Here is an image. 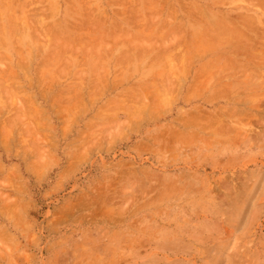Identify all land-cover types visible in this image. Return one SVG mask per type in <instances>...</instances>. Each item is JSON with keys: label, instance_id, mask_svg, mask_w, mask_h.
I'll list each match as a JSON object with an SVG mask.
<instances>
[{"label": "rangeland", "instance_id": "374dc122", "mask_svg": "<svg viewBox=\"0 0 264 264\" xmlns=\"http://www.w3.org/2000/svg\"><path fill=\"white\" fill-rule=\"evenodd\" d=\"M263 4L0 0V264H264Z\"/></svg>", "mask_w": 264, "mask_h": 264}, {"label": "bare ground", "instance_id": "6f19581e", "mask_svg": "<svg viewBox=\"0 0 264 264\" xmlns=\"http://www.w3.org/2000/svg\"><path fill=\"white\" fill-rule=\"evenodd\" d=\"M2 1H3V0H2ZM81 1H82V0H81ZM147 1H148V0H147ZM28 2H29V1H28ZM40 3H41V2H40ZM79 3H80V2H79ZM147 3H149V2H147ZM3 4H4V3H3ZM25 4H26V3H25ZM29 4H30V3H29ZM82 4H83V3H82ZM26 5H27V4H26ZM263 5H264V4H263ZM28 7H29V6H28ZM182 8H183V7H182ZM41 9H42V8H41ZM184 9H185V8H184ZM43 10H44V8H43ZM180 10H181V9H180ZM182 11H183V9H182ZM200 11H201V10H200ZM187 12H188V11H187ZM203 12H204V11H203ZM203 12H202V13H203ZM184 13H185V11H184ZM204 13H205V12H204ZM36 14H37V13H36ZM199 14H200V13H199ZM31 15H32V14H31ZM239 15H240V14H239ZM132 16H133V15H132ZM167 16H168V15H167ZM176 16H178V15H176ZM191 16H192V14H191ZM191 16L189 15V17H191ZM247 16L249 17V15H247ZM247 16H246V17H247ZM13 17H14V16H13ZM168 17H169V16H168ZM168 17H167V18H168ZM192 17H193V16H192ZM200 17H201V16H200ZM200 17H198V18H200ZM203 17H204V16H203ZM203 17H201V18H203ZM216 17H217V15H216ZM233 17H234V16H233ZM242 17H243V16H242ZM242 17H241V18H242ZM244 17H245V15H244ZM246 17H245V18H246ZM250 17H251V16H250ZM27 18H28V17H27ZM140 18H141V17H140ZM198 18H197V19H198ZM201 18H200V19H201ZM210 18H211V17H210ZM245 18H244V19H245ZM7 19H8V21H9L10 18H7ZM13 19H14V18H13ZM13 19H12V21H13ZM33 19H34V18H33ZM43 19H44V18H43ZM130 19H131V18H130ZM153 19H154V18H153ZM14 20H15V19H14ZM27 20H28V19H27ZM35 20H36V19H35ZM35 20H34V22H36ZM148 20H149V19H148ZM189 20H190V19H189ZM193 20H194V19H193ZM212 20H213V19H212ZM221 20H222V19H221ZM227 20H228V19H226V21H227ZM240 20H241V19H240ZM250 20H251V19H250ZM135 21H136V20H135ZM151 21H152V20H151ZM199 21H200V20H199ZM203 21H205V20L203 19ZM208 21H209V20H208ZM229 21H231V20H228V23H233V21H232V22H229ZM245 21H247V20H245ZM248 21H249V20H248ZM10 22H11V20H10ZM10 22H9V23H10ZM29 22H31V21L29 20ZM137 22H138V21H137ZM195 22H196V21H195ZM212 22H213V21H212ZM215 22H216V21H215ZM224 22H225V21H224ZM238 22H239V21H238ZM249 22H250V21H249ZM15 23H16V22H15ZM32 23H33V22H32ZM150 23H151V22H150ZM150 23H149V24H150ZM161 23H162V22H161ZM168 23H169V22H168ZM209 23H210V22H209ZM228 23H227V24L224 23V25H226L225 27L227 28V30H225L226 28H224L225 31H224V30H223L224 32L221 31V32H223V33L226 32V33H225V37L230 36V34L232 33L231 31H229V28H230L231 26H230ZM12 24H13V22L11 23V25H12ZM29 24H30V23H28V26H29ZM151 24H153V23H151ZM154 24H155V23H154ZM175 24H176V23H175ZM199 24H200V23H199ZM210 24H211V23H210ZM221 24H222V23H221ZM249 24H250V23H249ZM253 24H254V23H253ZM13 25H14V24H13ZM147 25H148V24H147ZM196 25H197V24H196ZM203 25L208 26L207 22H205V24L203 23ZM203 25H202V26H203ZM212 25H213V24H212ZM227 25H228V26H227ZM232 25H233V24H232ZM242 25H243V24H242ZM246 25H248V24H246ZM9 26H10V25H9ZM9 26H8V27H9ZM31 26H32V25H31ZM114 26H115V25H114ZM145 26H146V25H145ZM148 26H149V25H148ZM202 26H201V27H202ZM218 26H219V24H218ZM233 26H238V25L235 24V25H233ZM233 26H232V27H233ZM255 26H256V25H255ZM10 27H12V26H10ZM14 27H15V26H14ZM162 27H163V26H162ZM203 27H204V26H203ZM215 27H216V25H215ZM221 27H223V24L221 25ZM12 28H13V27H12ZM23 28H24V26H23ZM36 28H37V27H36ZM38 28H39V27H38ZM38 28H37V29H38ZM199 28H200V27H199ZM206 28H207V27H206ZM210 28H211V27H210V25H209V29H210ZM218 28H220V27H218ZM218 28H216V29H213V28H212V31H213V30H216V31H217ZM233 28H234V27H233ZM233 28H232V29H233ZM9 29H10V28H9ZM34 29H35V28H34ZM39 29H40V28H39ZM45 29H46V28H45ZM200 29H201V28H200ZM209 29H207L206 32L209 34L208 37L210 38V37H211L210 35H211L212 31H210L211 29H210V30H209ZM222 29H223V28H222ZM232 29L230 28V30H232ZM18 30H20V27H19ZM48 30H49V28H48ZM53 30H54V28H53ZM179 30H180V29H179ZM237 30H238V29H237ZM250 30H251V29H250ZM250 30H249V31H250ZM258 30H259V29H258ZM35 31H36V30H35ZM39 31H40V30H39ZM39 31H38V32H39ZM46 31H47V30H46ZM54 31H55V30H54ZM54 31H52V32H54ZM232 31H233V30H232ZM235 31H236V28H235ZM235 31H234V32H235ZM238 31H239V30H238ZM238 31H237V32H238ZM247 31H248V30H247ZM38 32H36V33H38ZM44 32H45V31H44ZM48 32H49V31H48ZM206 32L203 31L202 33H206ZM219 32H220V31H218L217 34H213V36H215V37L217 38V35H218V38H217V39H221V40H222L221 37H222L223 35H222L221 33H219ZM227 32H229V33L231 32V33H230V34L228 33V34H229V35H228ZM234 32L232 33V35L235 34ZM237 32H236V33H237ZM256 32H257V30H256ZM11 33H12V31H11ZM33 33H34V32H33ZM45 33H46V32H45ZM49 33H50V32H49ZM54 33H55V32H54ZM110 33H111V32H110ZM195 33H196V32H195ZM200 33H201V32H200ZM207 33H206V34H207ZM47 34H48V33H47ZM51 34H52V33H51ZM102 34H103V33H102ZM112 34H113V33H112ZM175 34H176V33H175ZM180 34H181V33H180ZM219 34L221 35V37H219ZM238 34H239V33H238ZM256 34H257V33H256ZM2 35H3V34H2ZM55 35H56V34H55ZM196 35L198 36L199 34H196ZM239 35L242 36V35H241V32H240ZM258 35H259V34H258ZM102 36H103V35H102ZM204 36H205V34H204ZM206 36H207V35H206ZM213 36H212L211 38L214 40L215 37L213 38ZM240 36H238V37H240ZM245 36H246V35H244V37H245ZM247 36H248V35H247ZM46 37H47V35H46ZM50 37H52V36H50ZM57 37H58V36H57ZM171 37H172V36H171ZM174 37H175V35H174ZM195 37H196V36H195ZM208 37L205 38V39H209ZM235 37L237 38V35L234 36V39H235ZM244 37L242 36V37H240V38H244ZM58 38H60V37H58ZM58 38H57V39H58ZM66 38H67V37H66ZM179 38H180V37H179ZM197 38H199V36H198ZM200 38H201V37H200ZM216 38H215V40H216L217 42H219L220 45H221V44H224V43H227L226 41H229L228 38H230V40H232L231 37H228V38H225V39L223 38V39H224V43H223V41H221V42H222V43H221L220 40H217ZM51 39H52V38H51ZM54 39H55V38H54ZM57 39H55V40H57ZM83 39H84V38H83ZM177 39H178V38H177ZM226 39H228V40H226ZM247 39H249V38L247 37ZM81 40H82V39H81ZM81 40H80V41H81ZM168 40H169V38H168ZM173 40L175 41V39H173ZM197 40H198V39H197ZM210 40H211V39H210ZM245 40H246V39H245ZM2 41H3V40H2ZM57 41H59V40H57ZM80 41H78V43H79ZM96 41H97V40H96ZM216 41H215V42H216ZM76 42H77V41H76ZM81 42H82V41H81ZM99 42H100V40L98 41V43H99ZM168 42H169V41H168ZM170 42H171V41H170ZM170 42H169V43H170ZM179 42H180V41H179ZM186 42H187V41H186ZM240 42H241V41H240ZM69 43H70V42H69ZM82 43H84V41H83ZM96 43H97V42H96ZM208 43H209V42H208ZM236 43H237V42H236ZM238 43H239V41H238ZM45 44H46V43H45ZM55 44H56V43H55ZM60 44H61V43H60ZM159 44H160V43H159ZM164 44H165V43H164ZM171 44H172V42H171ZM171 44H169V45L171 46ZM232 44H233V43H232ZM234 44H235V40H234ZM2 45H3V43H2ZM165 45H166V44H165ZM203 45H204V44H203ZM206 45H207V44H206ZM206 45H205V46H206ZM211 45H212V44H210V47H211ZM229 45H231V44H229ZM229 45L226 46V49L229 47ZM99 46H100V45H99ZM251 46H253V45H251ZM208 47H209V44H208ZM208 47H207V48H208ZM224 47H225V46H224ZM247 47H248V46H247ZM97 48H98V47H97ZM165 48L167 49V46H166ZM170 48H171V47H170ZM175 48H177V47H175ZM200 48H202V47H200ZM234 48H237V47H234ZM251 48H252V47H251ZM127 49H128V48H127ZM177 49H178V48H177ZM161 50H162V49H161ZM196 50H197V49H196ZM196 50H195V51H196ZM202 50H204V49H202ZM202 50H201V51H202ZM206 50H207V49H206ZM211 50H212V49H211ZM221 50H222V49H221ZM229 50H230V49H229ZM235 50H236V49H235ZM239 50H240V49H239ZM77 51H78V50H77ZM97 51H98V50H97ZM175 51H176V50H175ZM197 51H199V50H197ZM127 52H128V51H127ZM158 52H160V50H159ZM204 52H205V51H204ZM206 52H207V51H206ZM208 52H209V51H208ZM237 52H238V51H237ZM247 52H249V51H247ZM184 53H185V52H184ZM223 53H224V52H223ZM96 54H98V53H96ZM125 54H126V53H125ZM157 54H159V53H157ZM174 54H175V53H174ZM205 54H206V53H205ZM228 54H230V52H229ZM228 54H227V55H228ZM231 54H232V53H231ZM250 54H251V53H250ZM1 55H2V54H1ZM84 55H85V54H84ZM137 55H138V54H137ZM219 55H220V54H218L217 57H215L214 59H215V60H216V59L218 60ZM238 55H239V54H238ZM251 55H252V54H251ZM3 56H4V55H3ZM169 56H170V55H169ZM169 56H168V57H169ZM174 56H176V55H174ZM181 56H182V55H181ZM186 56H187V54H186ZM220 56H221V55H220ZM228 56H229V55H228ZM228 56H227V58H228ZM233 56H234V55H233ZM235 56H237V55L235 54ZM248 56H249V55H248ZM168 57H167V58H168ZM200 58H201V56H200ZM227 58L225 59V61L227 60ZM236 58H237V57H236ZM250 58H252V57H250ZM197 59H198V58H197ZM214 59H213V60H214ZM223 59H224V57H223ZM229 59H230V57H229ZM254 59H255V58H254ZM96 60H97V58H96ZM177 60H178V58H177ZM184 60H185V58H184ZM184 60H183V61H184ZM186 60H187V59H186ZM246 60H247V59H246ZM181 61H182V60H181ZM227 61H229V60H227ZM227 61H226V63L230 64V63H229L230 61H229V62H227ZM237 61H238V60H237ZM250 61H251V60H250ZM19 62H22V61H19ZM174 62L176 63V61L173 60V63H174ZM184 62H185V61H184ZM221 62H222V64H223V68H224V63H225V62H224L223 60H222ZM231 62H232V61H231ZM43 63H44V62H43ZM186 63H187V62H186ZM81 64H82V63H80V65H81ZM83 64H84V63H83ZM83 64H82V65H83ZM204 64H205V63H204ZM204 64H203V65H204ZM228 64H227V65H228ZM212 65H213V64H212ZM212 65H211V66H212ZM230 65H231V64H230ZM230 65H229V66H230ZM243 65H244V64H243ZM21 66H22V65H21ZM165 66H166V64H165ZM167 66H168V65H167ZM183 66H184V65H183ZM187 66H188V65H187ZM200 66H201V65H200ZM209 66H210V65H209ZM220 66H221V65H220ZM236 66H237V65H236ZM236 66H235V67H236ZM241 66H242V65H241ZM244 66H245V65H244ZM202 67H203V66H202ZM206 67H207V66H206ZM213 67H214V66H212L211 68H213ZM21 68H22V67H21ZM182 68H183V67H182ZM184 68H185V67H184ZM204 68H205V67H204ZM209 68H210V67H209ZM221 68H222V67H221ZM229 68H230V67H229ZM226 69H227V67L225 68V70H226ZM233 69H234V68H233ZM249 69H250V68H249ZM39 70H40V69H39ZM184 70H185V69H184ZM186 70H187V69H186ZM205 70H206V68H205ZM225 70H224V71H225ZM247 70H248V69H247ZM166 71H167V70H166ZM212 71H213V70H212ZM216 71H217V70H216ZM198 72H199V71H198ZM198 72H197V75H198ZM200 72H201V74H202V72H204V71L201 70ZM205 72H207V73L210 72V73H211V71L208 70V69H207V71H205ZM205 72H204V73H205ZM221 72H222V71H221ZM166 73H167V72H166ZM182 73H183V72H182ZM207 73H206V74H207ZM214 73H215V72H214ZM216 73H217V72H216ZM235 73L237 74V72H235ZM194 74H195V73H194ZM80 75H82V74H80ZM197 75H196V76H197ZM209 75H210V74H209ZM209 75H207V76H209ZM83 76H84V75H83ZM194 76H195V75H194ZM228 76H229V75H228ZM167 77H168V76H167ZM197 77H198V76H197ZM202 77L204 78V75H203ZM205 77H206V75H205ZM209 77H210V76H209ZM172 78H173V77H172ZM207 78H208V77H207ZM215 78H216V77H215ZM215 78H214V79H215ZM218 78H220V77H218ZM83 79H84V78H83ZM183 79H184V78H183ZM208 79H209V78H208ZM208 79H207V80H208ZM221 79H222V78H221ZM171 80H172V79H171ZM195 80H196V79H195ZM200 80H201V82H202V79H200ZM115 81H116V80H115ZM167 81H168V80H167ZM167 81H166V82H167ZM204 81H205V80H204ZM204 81H203V82H204ZM215 81H216V80H215ZM218 81H219V80H218ZM3 82H4V81H3ZM5 82H6V81H5ZM203 82H202V83H203ZM162 83H163V82H162ZM213 83H214V82H213ZM0 84H2V81H0ZM166 84H167V83H166ZM5 85H6V84H5ZM9 85H10V84H9ZM167 85H168V84H167ZM167 85H166V86H167ZM0 86H1V85H0ZM2 86H3V85H2ZM11 86H12V85H11ZM11 86H10V87H11ZM170 86H171V85H170ZM179 86H180V85H179ZM7 87H8V86H7ZM7 87H6V88H7ZM70 87H71V85H70ZM95 87H96V85H95ZM164 87H165V85H164ZM202 87H203V86H202ZM11 88H12V87H11ZM72 88H73V87H72ZM178 88H179V87H178ZM9 89H10V88H9ZM9 89L7 88V90H9ZM18 89H20V88H18ZM165 89L167 90V88H165ZM171 89H172V88H171ZM4 90H5V89H4ZM14 90H15V89H14ZM14 90H12V91H14ZM16 90H17V87H16ZM176 90H177V89H176ZM5 91H6V90H5ZM9 91H10V90H9ZM221 91H222V89H221ZM228 91H229V90H228ZM0 92H1V89H0ZM7 92H8V91H7ZM16 92H17V91H16ZM18 92H19V90H18ZM165 92H167V91H165ZM217 92H218V91H217ZM223 92H224V91H223ZM9 93H10V92H9ZM86 93H87V91H86ZM90 93H91V92H90ZM129 93H130V92H129ZM170 93H171V92H170ZM170 93H168V94H170ZM225 93H226V92H225ZM225 93H224V94H225ZM7 94H8V93H7ZM125 94H127V93H125ZM162 94H163V93H162ZM168 94L166 93V96H167ZM28 95H29V94H28ZM86 95H87V94H86ZM132 95H133V94H132ZM171 95H172V94H171ZM162 96H163V95H162ZM77 97H78V96H77ZM129 97H130V95H129ZM132 97H134V96H132ZM224 97H225V96H224ZM167 98H168V97H167ZM26 99H27V98H26ZM19 100H20V99H19ZM164 100H165V99H164ZM23 101H24V100H22V102H23ZM71 101H72V100H71ZM167 101H168V100H167ZM169 101H170V100H169ZM23 104H25V103H23ZM19 105H21V104L19 103ZM23 107H24V105H23ZM19 108H22V107L20 106ZM235 113H237V112H235ZM237 114H238V113H237ZM224 115H225V114H224ZM235 115H236V114H235ZM226 116H227V115H226ZM231 116H232V115H231ZM212 117L214 118V116H212ZM216 117H217V116H216ZM218 117H221V116L219 115ZM196 118H197V117H196ZM199 118H200V117H199ZM221 118H222V117H221ZM221 118H220V119H221ZM201 119H202V118H201ZM218 119H219V118H218ZM199 120H200V119H199ZM210 120H211V119H210ZM221 120H222V119H221ZM192 121H195V120H192ZM214 121H215V120H214ZM217 121H218V120H217ZM198 122H199V121H198ZM203 122H204V121H203ZM208 123H209V122H208ZM188 124H189V123H188ZM218 124H219V123H218ZM200 125H201V124H200ZM203 125H204V124H203ZM206 126H207V125H206ZM208 126H209V125H208ZM209 127H210V126H209ZM201 128H202V127H201ZM223 128H224V127H223ZM213 129H214V128H213ZM215 129L218 130V128H215ZM200 130H201V129H200ZM209 130H211V129H209ZM218 131H219V130H218ZM222 131H223V130H222ZM169 132H170V131H169ZM212 132H213V131H212ZM219 132H220V131H219ZM223 132H224V131H223ZM170 133H171V132H170ZM174 133H175V132H174ZM192 133H193V132H192ZM167 135H168V134H167ZM171 135H172V134H171ZM175 135H176V134H175ZM195 135H196V134H195ZM174 137H176V136H174ZM171 139H172V138H171ZM205 139H206V138H205ZM187 140H188V139H187ZM184 141H186V140H184ZM166 148H167V147H166Z\"/></svg>", "mask_w": 264, "mask_h": 264}]
</instances>
